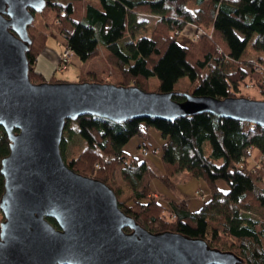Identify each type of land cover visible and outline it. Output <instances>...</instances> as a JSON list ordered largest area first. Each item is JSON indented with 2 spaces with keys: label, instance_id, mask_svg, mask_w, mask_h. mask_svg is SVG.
<instances>
[{
  "label": "trees",
  "instance_id": "obj_1",
  "mask_svg": "<svg viewBox=\"0 0 264 264\" xmlns=\"http://www.w3.org/2000/svg\"><path fill=\"white\" fill-rule=\"evenodd\" d=\"M44 1V10L34 14L35 20L27 28L31 41L26 54L28 77L33 84L46 82L34 65L51 30L64 36L67 48L84 63L96 58L97 46L102 45L108 52L107 64L121 74L120 86L148 92L149 80L155 79V91L172 93L175 102H183L186 95L245 98L239 93L249 69L263 63L262 59H257L258 63L241 60L247 48L264 54V0ZM50 13L54 15L52 22L41 27V18ZM139 15L155 18L149 36L146 23L137 20ZM187 25L211 30V39L202 36L189 48L180 46L178 35ZM132 43L134 52L129 54L126 47ZM95 81L93 74H87L86 82ZM48 82L68 83L55 77ZM256 86L264 98V80ZM73 127L86 145L66 165L107 185L120 210L143 229L202 239L212 249L234 254L241 264H264V180L259 172L239 170L249 149L258 157L264 156V129L209 114L173 122L149 119L122 124L83 116L65 123L61 154L71 140ZM149 129L164 140L160 149L164 185L173 188L172 178L182 172L204 184L208 195L200 191L206 198L197 211H191L185 200L167 205L165 200L148 199L154 174L124 147L134 138L145 140ZM206 144L210 145L209 154ZM9 145L0 127V168ZM220 182L227 184L226 193L219 189ZM3 191L0 175V197ZM48 221L57 228L52 219Z\"/></svg>",
  "mask_w": 264,
  "mask_h": 264
},
{
  "label": "water",
  "instance_id": "obj_2",
  "mask_svg": "<svg viewBox=\"0 0 264 264\" xmlns=\"http://www.w3.org/2000/svg\"><path fill=\"white\" fill-rule=\"evenodd\" d=\"M45 5L0 0V127L10 143L0 168V264H241L202 239L146 231L107 185L73 172L60 147L65 123L83 116L122 124L209 114L264 129V100L186 95L175 102L172 93L130 86L33 84L27 28Z\"/></svg>",
  "mask_w": 264,
  "mask_h": 264
},
{
  "label": "rangeland",
  "instance_id": "obj_3",
  "mask_svg": "<svg viewBox=\"0 0 264 264\" xmlns=\"http://www.w3.org/2000/svg\"><path fill=\"white\" fill-rule=\"evenodd\" d=\"M53 17H54V15L52 13H50L46 17L41 18V22L39 21L41 27L42 26L46 27V25H49V23L52 22ZM193 29H194L195 32H194V35L191 38V46H192L193 43L198 42V40H200L202 36H207L208 39H211V33H212L211 30L206 32V31H204V30H202L200 28H197L195 26H193ZM150 31H151V27H149V31H148V34H147L148 36H149ZM51 33L57 34L55 31H52V30L49 32V34H51ZM57 36L62 38V40H65L64 36H61V35H58V34H57ZM179 36H180V34L178 35V38H179ZM180 43H181L180 45L185 46V43H183V41H180ZM64 49L61 51V53H60V55L58 57V61H57L56 67H55L54 75H55V78L58 81H65V82H68V83L86 82L87 74H93V73H90V69H92L91 67L94 66L97 69V71H99V72L103 71L102 70L103 64L100 63V60L97 59V57H98L97 56L96 58H94V59H92V60H90L88 62H85V63L81 62V61H79L77 59L78 62L81 64L80 66H77V67L76 66H72V63H70L69 66H68V69H66L64 72L60 73L57 70V66L59 64V59L61 58V55L64 52ZM217 52H221V50L219 48H217ZM98 55H99V52H98ZM72 58L73 57L69 58V60H71ZM106 59H107V57H106ZM106 59H105V62H106ZM257 59H262L263 63L255 65V66L252 67V69H249V71H248V73H249L248 79L246 80V83L240 87L241 89H240V93L239 94H241V96H243V97H245L247 99L261 101L264 98L261 96V94L257 90V88H256L257 86L256 85H257L258 81L264 80V78L262 77V76H264V54L252 53L250 51V49L247 48L246 53H244L241 62L253 61V62L258 63ZM106 64H107V62H106ZM108 66H110V65H108ZM110 67H112V66H110ZM243 67L245 68L246 71L248 70L246 65H243ZM112 68H115V67H112ZM51 71L49 73L53 72V71L52 72ZM47 76L50 77L49 74ZM94 77L96 78V81L95 82H89V83H96L98 81L104 80L106 82H109L107 84L119 85V84H117L116 79L114 78V76H111L112 77L111 79H106L108 77H106V78L105 77H101L100 79H98L95 75H94ZM50 78H52V77H50ZM50 78H48L47 80L45 79L46 82H48L50 80ZM151 82H152V84L149 85V91L148 92H156L155 90H156L157 87H154V85H153V82L156 83V80L152 79ZM98 83H100V82H98ZM73 130H74V133H73V135L71 137V140L64 145V149L62 151L63 155L61 154L65 163H68L70 160L76 158L77 155L81 152V150L86 145V142L80 138V135L78 133V129L76 127H73ZM153 132H156V131L153 130ZM157 134H158L159 138H161L160 133H157ZM147 136H149V132L146 134V138H147ZM134 139H137V138H134ZM157 140H159V139H156L155 137L148 138V141H147L148 149H149L150 154H152V155L159 154L158 151H156V150H158V148H156V147L159 145V144H157L158 143ZM205 149H206V153L209 154L210 153V145L206 144L205 145ZM142 152L144 153V155L147 153L146 151H142ZM260 158H261V156L258 157L257 154L254 153L253 156L250 159H247L246 162L244 163V170H246L250 174H256L257 172H259V173H261L262 179L264 180V160L261 161ZM256 166H259V168H257ZM151 172L154 174V177L152 178V180L150 182V185L153 186L152 189H155V190L158 189V191H161V193H163L162 190L164 189L165 192H166L165 193L166 196H163V197H168L166 199L169 200L172 203L174 201L171 200V197L174 199L175 195H183L184 197L186 195V198L188 196H190L193 193V191H194L193 190V186H192V184H193L192 182H196V183L198 182L197 180L192 179L189 176L188 173L182 172V173H180V174H178V175H176L175 177L172 178L173 188L166 187L164 185V183L162 182V180H161V177L163 176V173H164L163 168H162V164H161V155H160L159 164L157 165L155 162L152 164ZM191 179H192V181L190 182ZM199 182H201V181H199ZM218 187H219V189L221 191H223V193H226L228 191V186H227V184L225 182H220L218 184ZM195 194H198V196H197L198 199L197 198L196 199L199 201V204L201 203L202 200H204L206 198V197H202L201 196V192L200 191H196ZM148 199L149 200H155L157 202H160V201L163 200V199H161L160 196L154 194V192L152 190H151V194H149V196H148ZM167 205H170V203L168 202ZM190 208H191V211H193V212L197 211L199 209V207L196 210H193L195 208H192V207H190ZM171 218H174V217L171 216Z\"/></svg>",
  "mask_w": 264,
  "mask_h": 264
},
{
  "label": "crops",
  "instance_id": "obj_4",
  "mask_svg": "<svg viewBox=\"0 0 264 264\" xmlns=\"http://www.w3.org/2000/svg\"><path fill=\"white\" fill-rule=\"evenodd\" d=\"M137 20H138V22L146 23V26L149 29V27L152 26L155 18L151 17V16L139 15V16H137ZM194 32L195 31L193 29V26L187 25L185 27V29L182 31V33H180V36L178 38L179 45L181 44L180 41H183V43H185V46H183V45H180V46L185 47V48H189L191 46V38L194 35ZM65 47H67L65 40H62V38L58 37L57 34H53V33L49 34L47 41H46L45 48H44L43 52L40 54V56L38 57L35 65H34L35 71L42 74L46 80L50 77H55L54 73H55V67H56V64L58 61V57H59L61 51ZM97 49L99 52L97 59H99L100 63L103 64V67H102L103 71L99 72L93 66V67H91L92 69H90V73H93L98 79H100L101 77H105V78L108 77L106 79H111L112 78L111 76H114L117 84H119L117 86H120V84L122 82V78H121L119 71L115 68L108 66L105 62V59L108 56L107 50L100 44H98ZM126 51L129 54H132L134 52L133 43H132V45H129L126 47ZM69 63H72V66H76V67L81 65L78 62L77 58L74 56V54H73V58L69 61ZM50 71L52 73H49ZM60 73H62V72H60ZM48 74L50 77L47 76ZM151 80L152 79L149 80V85L152 84ZM153 85H154V87H157L158 86L157 81H156V83L153 82ZM151 130L152 129H149V131H148L149 136H147V138H145V140H142L139 138L132 139L124 147V151L129 156L136 157L139 160L145 162L147 167L150 170H151L152 164L154 162L157 165L159 164V162H160V149H161L160 147H162V145L164 143V140L162 138H159V136L157 134L158 132L156 133V132H153V130L152 131ZM150 137H155L156 139H159V140H157V142H158L157 144H159V145L156 147V148H158V150H156V151H158L159 154H154V155L150 154L149 149H148V144H147L148 138H150ZM142 151H146L147 152L146 155H144V153ZM191 181H192V179L190 180V182ZM192 183H193L192 186H193L194 191L190 196H188L186 198V195H185V197L183 195H175L174 199L171 197V200H173L174 202H180L181 200H185L186 204L190 210H191L190 207L195 208L193 210H196L198 207H200L201 203L199 204V201L197 200L198 198L195 196V192L196 191H203L207 195H208V193L206 192L204 184H202L201 182L198 181L197 183L196 182H192ZM152 187L153 186H151V190L154 192V194L160 196L161 199L168 201L170 204L172 203L166 199L168 197H163V196H166V194H165L166 192L164 189L162 190L163 193H161V191H158V189L157 190L152 189Z\"/></svg>",
  "mask_w": 264,
  "mask_h": 264
},
{
  "label": "built area",
  "instance_id": "obj_5",
  "mask_svg": "<svg viewBox=\"0 0 264 264\" xmlns=\"http://www.w3.org/2000/svg\"><path fill=\"white\" fill-rule=\"evenodd\" d=\"M73 57V53L71 52L70 49H68L67 47L64 49L63 54L61 55V58L59 59V64L57 66V70L59 72H63L68 64H69V58ZM264 78V76H262ZM256 153L252 148L248 150V154L247 157L245 159H243V162L245 163L247 159H250L253 154ZM146 155V154H145ZM250 157V158H249ZM261 161L264 160V156H261L260 158ZM244 163H241L239 165V170H244ZM257 168H259V166H256Z\"/></svg>",
  "mask_w": 264,
  "mask_h": 264
}]
</instances>
